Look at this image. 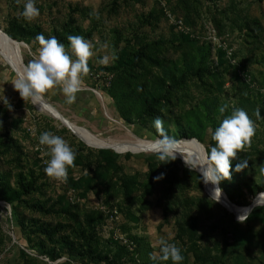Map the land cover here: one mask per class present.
<instances>
[{
	"label": "rangeland",
	"instance_id": "obj_1",
	"mask_svg": "<svg viewBox=\"0 0 264 264\" xmlns=\"http://www.w3.org/2000/svg\"><path fill=\"white\" fill-rule=\"evenodd\" d=\"M25 2L0 0V29L26 45L24 65L39 34L55 36L73 59L67 37L82 36L94 55L75 103L59 88L42 95L62 120L20 96L17 45L9 42V59L0 40V264H157L150 253L161 239L181 249L182 264H264V206L237 219V208L264 193V0H36L31 21L21 15ZM237 108L255 134L220 184L237 201L229 208L202 182L192 139L208 153L210 129ZM157 117L180 142L174 161L156 154ZM45 131L76 153L66 179L44 172ZM243 158L248 168L236 172Z\"/></svg>",
	"mask_w": 264,
	"mask_h": 264
},
{
	"label": "clouds",
	"instance_id": "obj_2",
	"mask_svg": "<svg viewBox=\"0 0 264 264\" xmlns=\"http://www.w3.org/2000/svg\"><path fill=\"white\" fill-rule=\"evenodd\" d=\"M21 15L26 20L40 15L36 7V0H26ZM71 53L66 51L64 44L60 43L55 36L45 38L43 34L35 37L39 48L37 54L24 68V73L14 83L15 89L20 96L27 101L33 97H40L46 93L54 94V90H59L66 97L67 104H73L77 100V93L81 91L83 77L90 71L88 67L89 58L94 55L93 44L82 36L69 35ZM108 57H103L99 62L108 63ZM228 108L225 104L218 111L223 115ZM255 115L260 118V110L257 109ZM159 136L153 141L156 154L159 159L174 161L176 159V145L180 143L175 138L169 136L163 128V120L159 117L153 121ZM211 139L215 146L211 147L207 153L208 163L199 166L202 182L205 185H212L211 198L215 203L220 202L222 188L220 184L230 179L232 163L237 154L241 152L245 145L250 142L255 134V123L242 108L234 109L230 115L226 116L215 130H211ZM189 142V141H186ZM39 144L44 146L46 154L50 157L46 161L44 172L47 176L55 179H66L67 171L73 166L76 153L72 147L61 136L50 131L42 132L39 136ZM183 155V154H182ZM185 163L190 167L189 162L184 158ZM248 168V159L243 158L235 165L236 172H242ZM164 178L162 173L156 177L157 181ZM264 197V193L261 194ZM257 206L261 205V199L256 201ZM250 214V210H245L243 215L238 216V222L244 223ZM159 253H150V259L154 262L171 261L172 264H182L184 260L181 249L174 243H169L165 239L159 241Z\"/></svg>",
	"mask_w": 264,
	"mask_h": 264
},
{
	"label": "bare ground",
	"instance_id": "obj_3",
	"mask_svg": "<svg viewBox=\"0 0 264 264\" xmlns=\"http://www.w3.org/2000/svg\"><path fill=\"white\" fill-rule=\"evenodd\" d=\"M0 40H1V42L3 43V45H4V47H5V50H6V52H7V54H6V56L9 58V59H11L12 58V56H11V52H10V48H9V42L5 39V37L2 35V32L0 31ZM16 66H17V64H16ZM16 72H17V75H18V77H20L21 75H20V71L18 70V66H17V69H16ZM35 98H37V99H39V100H41L40 99V97H35ZM42 101V100H41ZM45 101V100H44ZM43 102V101H42ZM49 108V107H48ZM50 109V108H49ZM50 110H52V109H50ZM57 113H58V111H57ZM63 120V119H62ZM64 123H65V125L66 126H68V127H70V125L67 123V121H63ZM64 125V126H65ZM84 133V132H83ZM85 134V133H84ZM76 136V135H75ZM82 138H83V141L87 144V145H91V146H95V145H101V146H108V145H106L105 143H103V142H99V141H95V140H90V139H88V138H86V137H84V136H81ZM79 138V137H78ZM82 141V140H81ZM196 147H199L200 149H202V147L198 144V143H193ZM114 148V147H113ZM207 186V188L212 192V188H213V186H211L210 184L209 185H206ZM209 194H211V193H209ZM258 199H261V205L262 206H264V199H262L261 197H257L255 200L257 201ZM220 202L222 203V204H224L225 206H227V207H229V208H232L233 207V205L231 204V203H229L228 201H227V199L225 198V196L222 194V196H221V198H220ZM235 206V205H234ZM257 206V205H256ZM226 207V208H227ZM250 206H248V207H240V208H237L238 209V211L240 210V211H242V212H244L246 209L247 210H250L251 211V209L249 208ZM253 211V210H252ZM233 214V213H232Z\"/></svg>",
	"mask_w": 264,
	"mask_h": 264
},
{
	"label": "water",
	"instance_id": "obj_4",
	"mask_svg": "<svg viewBox=\"0 0 264 264\" xmlns=\"http://www.w3.org/2000/svg\"><path fill=\"white\" fill-rule=\"evenodd\" d=\"M0 31L2 32V35L5 37V39L8 41V42H11V44H16L17 46H16V48H17V50H18V59L21 61V65L23 66V68H25V65H24V63H23V59H22V55H21V49H20V45H24V46H26L24 43L23 44H21V43H19L18 41H16V40H14L13 38H11L8 34H6L4 31H2L1 29H0ZM193 141H195L196 143H198L201 147H202V149H201V155H202V159H203V161H204V163L206 164V163H208V160H207V151H206V148H205V146L202 144V143H200L197 139H195V138H193L192 139ZM223 194H224V196H225V198L227 199V201L229 202V203H231L232 205H235L231 200H230V198L226 195V193L225 192H222ZM256 200H254L251 204H250V209L251 210H253V209H255L256 208Z\"/></svg>",
	"mask_w": 264,
	"mask_h": 264
},
{
	"label": "crops",
	"instance_id": "obj_5",
	"mask_svg": "<svg viewBox=\"0 0 264 264\" xmlns=\"http://www.w3.org/2000/svg\"><path fill=\"white\" fill-rule=\"evenodd\" d=\"M40 99L43 101L44 105H46L47 107H49L50 109H52V111L57 115V117H59L60 119H65L66 114H64L57 106H55L54 104H52L51 102H49L43 96H40ZM57 111H58V113H57Z\"/></svg>",
	"mask_w": 264,
	"mask_h": 264
},
{
	"label": "trees",
	"instance_id": "obj_6",
	"mask_svg": "<svg viewBox=\"0 0 264 264\" xmlns=\"http://www.w3.org/2000/svg\"><path fill=\"white\" fill-rule=\"evenodd\" d=\"M124 98H125V97H123V99H124ZM118 104H119V111H120V113H121L123 116L128 117V113H127L126 109L124 108V106L122 105V99H118ZM128 118H129V117H128ZM189 139H191V138H189ZM197 139H198V138H197ZM223 189H224V188H223ZM223 192H225V193L227 194V196L230 198V200H231L234 204L237 203V201H236L231 195H229V194L227 193L226 189H224Z\"/></svg>",
	"mask_w": 264,
	"mask_h": 264
}]
</instances>
